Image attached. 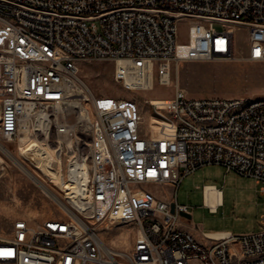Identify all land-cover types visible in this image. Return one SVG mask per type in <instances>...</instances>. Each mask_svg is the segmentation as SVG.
<instances>
[{
  "label": "built area",
  "instance_id": "obj_1",
  "mask_svg": "<svg viewBox=\"0 0 264 264\" xmlns=\"http://www.w3.org/2000/svg\"><path fill=\"white\" fill-rule=\"evenodd\" d=\"M181 21L188 42L178 41ZM233 24L249 29L245 58L264 61V0H0V139L19 154L36 140L45 169L79 179L65 190L20 154L63 203L37 225L0 220V264H264V228L201 243L181 228L190 213L175 193L215 164L254 178L264 194V97L177 87L163 104L146 99V117L138 99L96 94L78 64L114 61L115 81L152 90L181 61L236 59ZM167 184L172 201L151 189ZM119 227L136 232L128 249L103 237Z\"/></svg>",
  "mask_w": 264,
  "mask_h": 264
},
{
  "label": "rangeland",
  "instance_id": "obj_2",
  "mask_svg": "<svg viewBox=\"0 0 264 264\" xmlns=\"http://www.w3.org/2000/svg\"><path fill=\"white\" fill-rule=\"evenodd\" d=\"M206 25L221 26L218 23ZM231 27L235 36L236 59L181 61L172 69V82H156L152 90H129L115 81L114 61L80 59V76L96 94L138 99L145 109L146 117L153 113L145 103L146 99L153 98L154 103L163 104L174 96L177 87L192 97H264V61L245 58L249 29L238 24ZM188 32L189 23L179 22L178 41L188 42ZM0 142L21 158L16 142L1 139ZM0 157L4 159L0 160V220L6 229L18 218L37 225L61 214L57 202L1 148ZM206 184H215L224 193L223 205L216 212L204 204ZM261 187L262 184L252 177L227 171L223 166L214 164L203 166L185 176L175 193L177 201L188 206L191 215L189 221L193 225H199L204 230H230L235 235H241L264 228V194L260 191ZM151 189L166 200H173L172 185L151 186ZM102 234L110 245L123 249L130 248L136 237L135 230L124 227L103 231ZM233 248H239V245Z\"/></svg>",
  "mask_w": 264,
  "mask_h": 264
},
{
  "label": "bare ground",
  "instance_id": "obj_3",
  "mask_svg": "<svg viewBox=\"0 0 264 264\" xmlns=\"http://www.w3.org/2000/svg\"><path fill=\"white\" fill-rule=\"evenodd\" d=\"M168 82L169 84L172 82V75L170 74L169 78H168ZM35 146H36V140H34L30 147L26 150L21 149L20 150V154L22 152L21 155H23L24 157H26V159L31 160L33 163L37 164L40 167H45L46 168V161L44 158H41L37 155V152L35 151ZM0 148L22 169L24 170L37 184H39L41 186V188L43 189V191L49 195L51 198H53L54 200L63 203V200L61 198V196L56 192V190L54 189V187L48 185L47 183H45L41 178H39L37 176V174L28 166V164H26L19 156L15 155L13 152H11L4 144H2L0 142ZM1 161H4V159L2 157H0ZM44 170L46 172H48L54 181H56V183L58 185L63 186L66 190L71 188V189H75L77 184H78V174L75 170L71 171V179L70 182L69 181H64L62 180V178L59 176V174L55 171H51L50 169H45ZM88 175L87 169L84 168V170L82 169L81 173H80V178H86ZM220 190V189H218ZM221 191V190H220ZM212 205V204H210ZM213 208H216V206L212 205ZM224 234H220L217 236H221ZM215 236V235H214Z\"/></svg>",
  "mask_w": 264,
  "mask_h": 264
},
{
  "label": "crops",
  "instance_id": "obj_4",
  "mask_svg": "<svg viewBox=\"0 0 264 264\" xmlns=\"http://www.w3.org/2000/svg\"><path fill=\"white\" fill-rule=\"evenodd\" d=\"M218 189H220V188H218L214 184V185H208L207 186V192L205 191L204 204L207 207H209V209L211 211H214V212H216L219 209V207L223 205V202H224V193L221 189H220L221 191ZM210 204L216 206V208H213V206ZM190 217H191V215L188 214L187 219H183L180 222V226H181V228L191 232L197 238V240H199L201 243H204V244L211 243V239H209L210 235L217 236V235L228 233V232L232 233V231H230V230H204V229H201L199 227V225H193L189 221Z\"/></svg>",
  "mask_w": 264,
  "mask_h": 264
},
{
  "label": "water",
  "instance_id": "obj_5",
  "mask_svg": "<svg viewBox=\"0 0 264 264\" xmlns=\"http://www.w3.org/2000/svg\"><path fill=\"white\" fill-rule=\"evenodd\" d=\"M172 211H175V204H172Z\"/></svg>",
  "mask_w": 264,
  "mask_h": 264
}]
</instances>
